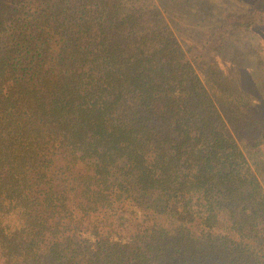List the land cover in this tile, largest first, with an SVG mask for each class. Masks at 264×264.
<instances>
[{
    "label": "trees",
    "instance_id": "1",
    "mask_svg": "<svg viewBox=\"0 0 264 264\" xmlns=\"http://www.w3.org/2000/svg\"><path fill=\"white\" fill-rule=\"evenodd\" d=\"M263 107L154 0H0V264H264Z\"/></svg>",
    "mask_w": 264,
    "mask_h": 264
},
{
    "label": "rangeland",
    "instance_id": "2",
    "mask_svg": "<svg viewBox=\"0 0 264 264\" xmlns=\"http://www.w3.org/2000/svg\"><path fill=\"white\" fill-rule=\"evenodd\" d=\"M154 3L204 74H213L227 86L248 92L252 103L264 104V0ZM259 141L250 153L262 164L264 135H259Z\"/></svg>",
    "mask_w": 264,
    "mask_h": 264
}]
</instances>
